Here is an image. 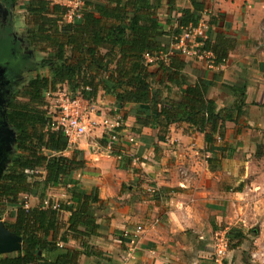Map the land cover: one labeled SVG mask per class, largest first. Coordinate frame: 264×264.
Instances as JSON below:
<instances>
[{
	"label": "trees",
	"instance_id": "1",
	"mask_svg": "<svg viewBox=\"0 0 264 264\" xmlns=\"http://www.w3.org/2000/svg\"><path fill=\"white\" fill-rule=\"evenodd\" d=\"M82 1L81 9L68 21L69 7L52 0H0L10 9L22 4L28 44L45 54L39 65L49 69L14 88L5 106V119L16 142L0 178V217L7 212L13 218L4 224L21 237L22 248L0 257V264H77L81 255L98 261L104 256L91 242L101 229L96 212L102 201L95 186L83 189L76 179L86 160L78 149L70 156L64 154L69 150L67 139L55 127L56 114H47V92L66 86L70 96L90 103L103 92L114 98L117 110L128 107L121 118L122 122L128 116L135 119L134 133L156 129L159 141L166 139L171 125L185 122L204 134L209 154L221 156L225 149L217 145V137L222 138L226 121L235 122L242 113V105L217 109L214 99L207 97V84L189 83L187 62L176 47L184 31L202 19L205 0H190V7L183 9H174L175 0H167L169 11L176 14L168 15L164 23L158 18L162 0ZM12 42L7 25L1 23V65L17 57ZM202 49L214 55V66L227 55L224 50L217 54L209 35ZM29 62L23 67L26 71H31ZM124 128L122 124L114 131L113 155H120L117 144ZM109 135L104 133L99 140L102 146H107ZM55 187H65L68 197L56 202L55 208L50 199L44 206L46 192ZM31 195L41 204L26 208L24 196ZM63 212L69 214L65 222ZM120 237L126 241L123 234ZM233 238L237 241L231 245ZM243 238L242 232L230 229L228 247ZM70 242L76 245L72 249L66 246Z\"/></svg>",
	"mask_w": 264,
	"mask_h": 264
},
{
	"label": "crops",
	"instance_id": "2",
	"mask_svg": "<svg viewBox=\"0 0 264 264\" xmlns=\"http://www.w3.org/2000/svg\"><path fill=\"white\" fill-rule=\"evenodd\" d=\"M52 1L67 6V0ZM205 2L202 18L208 24L211 20L207 35L217 54L224 50L227 55L214 67L184 55L185 73L189 83L208 85L207 97L214 99L217 109L242 105L237 121H226L222 138L217 137L224 154H209L204 134L185 122L171 125L164 141L158 140L156 129L143 128L138 135L131 130L135 124L132 116L123 122L120 155L103 152L106 157L99 158L96 145L103 137L101 127H97L101 132L96 142L75 146L78 138L64 154L82 151L86 166L76 179L83 189L97 188L102 204L96 217L101 229L91 242L104 256L98 261L81 255L77 264H211L216 239H227L230 229L242 232L244 238L231 248L227 242L225 264H264V0ZM173 5L174 9L188 8L190 0H175ZM18 8L24 12L22 4ZM7 9L9 15L4 21L0 17V24H6L8 30L13 26L9 34L14 51L16 39L23 37L14 29L13 9ZM170 14L174 16L176 10L170 12L167 0H162L159 20L164 23ZM1 66L7 68V64ZM92 104L101 110L92 115L96 121L121 115L128 108L117 110L114 98L103 92ZM129 137L133 144L127 143ZM134 153L143 159L132 164L124 161L134 158ZM181 167L186 175L181 174ZM148 187L155 189V195L146 194ZM63 188L64 192L55 197L47 194L45 199L53 203L64 200L68 195ZM26 202L29 207L41 204L37 196H28ZM5 213L0 221H13ZM68 215L63 212L62 221ZM138 225L143 231L136 243L129 244L126 236L122 242L120 235ZM236 241L233 238L231 245ZM66 246L72 249L76 245L70 242Z\"/></svg>",
	"mask_w": 264,
	"mask_h": 264
},
{
	"label": "built area",
	"instance_id": "3",
	"mask_svg": "<svg viewBox=\"0 0 264 264\" xmlns=\"http://www.w3.org/2000/svg\"><path fill=\"white\" fill-rule=\"evenodd\" d=\"M82 5V0H67V7H69L68 14L66 15L67 19L71 20L72 17L81 9ZM208 28V22L202 18L196 27L189 28L184 31L179 38L176 47L181 50L183 55L205 60L208 67H214L212 53L202 49L203 42L207 37ZM53 97L58 98V112L54 118L55 127L60 129L66 137L68 149H70L78 138L87 132L89 127L96 128V126L101 127L103 132L105 130L106 133L110 134L106 147L109 150L112 149V145L116 142V134L114 131L123 124L121 115H116L112 118L102 117L100 121H96L92 118V115L96 114V107L82 97H72L69 94L61 93L59 89L53 93H46L47 99H51ZM127 140L128 142L134 141L133 137H129ZM208 157L209 155L205 154V158L208 159ZM132 161L137 162L138 159L134 157L132 158ZM180 172L182 175H186V169L182 167ZM148 190L154 191L153 188ZM27 197L28 196H24L26 208L29 207L26 202ZM42 204L46 206L48 204V200L45 199ZM57 206V203L52 204L53 208ZM142 231L143 227L138 225L131 231L125 230L123 236H126L129 244L134 245ZM226 252L227 240L226 238L219 236L213 246L211 264H225Z\"/></svg>",
	"mask_w": 264,
	"mask_h": 264
},
{
	"label": "rangeland",
	"instance_id": "4",
	"mask_svg": "<svg viewBox=\"0 0 264 264\" xmlns=\"http://www.w3.org/2000/svg\"><path fill=\"white\" fill-rule=\"evenodd\" d=\"M14 9H13V12H14L13 13L14 14L13 15L14 16V25H15L14 26V29H15L17 35L23 37L22 39L26 43L27 39H26V35L24 33L25 28H26V24H25V22H26L25 21L26 20L25 19V13L23 11L19 10V8L18 9H15V10ZM30 53H32V57H31V55H29L30 56L29 58L31 59V62H29L28 65H31V67H30L31 68V71H26L27 69H25V70L23 69L25 63L28 62V61H26L24 58H22V56H21L20 53H18V60H14L13 62L12 61L6 62L8 66H10L12 68H15L14 69V72L17 75L16 77L17 78H20V79L12 78L11 79V82H9V87L11 88L10 89V95L12 94L14 88L20 87V85L22 83H25L28 79L32 78L37 73H42V74L49 73V69L48 68H42L39 65V62H40L41 58L43 56L45 57V54L42 53V52H39V51H35V50L33 52H30ZM64 89H66V91ZM59 90L61 91V93L69 94V93H67V87L66 86L65 87L64 86H60L59 87ZM63 91H65V92H63ZM57 99H58L57 97H53L51 99H47V101H48L47 114L50 115V116L51 115L53 116L55 114L57 115V112H58ZM93 106H94V104H93ZM96 108H97L96 109V113L101 114V110H99L98 107H96ZM99 126H100V124H99ZM97 127L98 126H96V128L89 127L88 130H87V132L84 135H82L77 140V143L75 144V146L78 145V142L81 143V142H84L85 141V142H89L90 143V142H93V140H94V142H96L95 139H96L97 135H100V132H101L99 129H97ZM104 133H106L105 130L102 133V136H103ZM127 143H129V144L132 143L133 144V142H127ZM120 145L121 144H118V146H117L118 149H121ZM96 146L95 147H96L97 151L99 152V154H101V155H99V158H101V159L102 158H105L106 157L105 154H110L111 155V151L108 150V149H105V148L102 149V146H101V144H99V142H98V145H96ZM103 152H105V154ZM134 154H135V157L138 159V161L143 159L139 154H137V153H134ZM126 156H128V155H126ZM97 159L98 158H96V160ZM131 162H132V160H131ZM79 171L76 172V175H77V173ZM81 172H83V171H81ZM78 181L80 182V180H78ZM86 187H87V189H89V186H86ZM148 189H152V187H148L147 188V191H146L147 193L146 194L151 193L150 190H148ZM145 190H146V188H145ZM62 192H64V188L63 187H56L55 189L50 188V189H48V191L46 193V197H47V194H48V197H52L55 194H58V193L60 194ZM116 194H117V191H116ZM31 196H35V195H31ZM64 199H66V198H64ZM114 199H115V197H114ZM98 214L100 215V211H98Z\"/></svg>",
	"mask_w": 264,
	"mask_h": 264
},
{
	"label": "water",
	"instance_id": "5",
	"mask_svg": "<svg viewBox=\"0 0 264 264\" xmlns=\"http://www.w3.org/2000/svg\"><path fill=\"white\" fill-rule=\"evenodd\" d=\"M0 14L3 19L9 15L8 9L0 4ZM10 19L6 22L9 24ZM9 30L13 32V26H9ZM5 68L0 65V178L6 166L10 162L13 154V147L16 142V134L9 127L5 119V104L7 99L5 94L10 93V90L5 89L8 80L4 77ZM22 239L18 235L12 233L3 222L0 221V255L5 253H12L21 249Z\"/></svg>",
	"mask_w": 264,
	"mask_h": 264
},
{
	"label": "flooded vegetation",
	"instance_id": "6",
	"mask_svg": "<svg viewBox=\"0 0 264 264\" xmlns=\"http://www.w3.org/2000/svg\"><path fill=\"white\" fill-rule=\"evenodd\" d=\"M0 17H1V20L4 21L2 15H0ZM14 44L16 46L14 51H15L17 57L15 59H13L12 61L18 60V53H20L22 58H24L26 61H31V59L29 58L30 57L29 55H31V57H32V53H30V52H33V49L31 48V50H30L27 43H25V41L22 38L20 39L19 37L16 39V42ZM6 67H8V68H5L4 77H5V79L8 80V84L5 86V89L10 90L11 88L9 87V82H11L12 78H17L16 77L17 75L14 72L15 68H12L8 65ZM17 79H20V78H17ZM10 96L11 95L9 92H8V94H5L7 102L9 100ZM7 102H6V104H7ZM6 104H5V106H6Z\"/></svg>",
	"mask_w": 264,
	"mask_h": 264
}]
</instances>
